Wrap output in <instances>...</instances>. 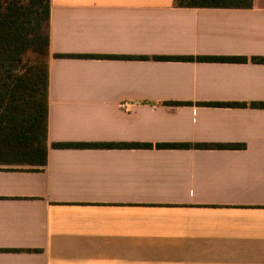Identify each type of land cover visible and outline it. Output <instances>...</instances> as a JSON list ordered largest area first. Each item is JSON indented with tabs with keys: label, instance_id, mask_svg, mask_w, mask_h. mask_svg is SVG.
<instances>
[{
	"label": "crops",
	"instance_id": "1",
	"mask_svg": "<svg viewBox=\"0 0 264 264\" xmlns=\"http://www.w3.org/2000/svg\"><path fill=\"white\" fill-rule=\"evenodd\" d=\"M48 47L47 163L0 165V264H264V109L197 104L264 102V0H49Z\"/></svg>",
	"mask_w": 264,
	"mask_h": 264
},
{
	"label": "trees",
	"instance_id": "2",
	"mask_svg": "<svg viewBox=\"0 0 264 264\" xmlns=\"http://www.w3.org/2000/svg\"><path fill=\"white\" fill-rule=\"evenodd\" d=\"M180 7L250 8L252 0H174ZM49 0H0V165L42 170L47 163ZM57 57H100L56 55ZM149 59L148 57H139ZM154 60L237 62L240 57L154 56ZM254 62L264 58H252ZM180 106L190 102H168ZM203 106L264 109V102H203ZM57 148L242 149L239 144L55 143Z\"/></svg>",
	"mask_w": 264,
	"mask_h": 264
},
{
	"label": "built area",
	"instance_id": "3",
	"mask_svg": "<svg viewBox=\"0 0 264 264\" xmlns=\"http://www.w3.org/2000/svg\"><path fill=\"white\" fill-rule=\"evenodd\" d=\"M121 108H124L125 107V105L124 104H121V106H120Z\"/></svg>",
	"mask_w": 264,
	"mask_h": 264
}]
</instances>
